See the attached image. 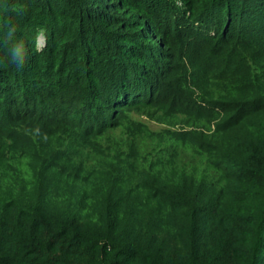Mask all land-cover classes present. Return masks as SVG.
Returning a JSON list of instances; mask_svg holds the SVG:
<instances>
[{"label": "trees", "instance_id": "obj_1", "mask_svg": "<svg viewBox=\"0 0 264 264\" xmlns=\"http://www.w3.org/2000/svg\"><path fill=\"white\" fill-rule=\"evenodd\" d=\"M6 4L0 264H264V0Z\"/></svg>", "mask_w": 264, "mask_h": 264}, {"label": "rangeland", "instance_id": "obj_2", "mask_svg": "<svg viewBox=\"0 0 264 264\" xmlns=\"http://www.w3.org/2000/svg\"><path fill=\"white\" fill-rule=\"evenodd\" d=\"M6 2H7V0H2V3H1V5H0V7H1V9H0V12H6V10H8V9H10V7L6 4ZM0 17H1V14H0ZM39 34V35H38ZM38 34H37V36H39L38 37V48L39 49H41L42 47H43V45H44V39H43V35H42V32L41 31H39L38 32ZM68 42V41H67ZM149 42H146V44H148ZM76 46H78V44H75ZM75 45H73V46H70L71 48H72V50L74 51V52H78L79 51V49H78V47H76ZM114 45H115V43H114ZM121 45H122V43H121ZM127 46V44L126 43H123V49L125 48ZM185 49H186V47H184ZM98 52V54L99 55H102V54H104V52H101V51H97ZM79 53V52H78ZM88 53H87V51H84V55H87ZM88 56H90V55H88ZM88 56H82L83 58H84V61H86L87 60V58H88ZM92 56H95V55H92ZM95 58V57H94ZM161 65V64H160ZM159 65V66H160ZM156 67L155 69H159L160 67ZM153 69H154V67H153ZM152 69V72L154 73V71L155 70H153ZM136 117L137 118H139V119H141V120H143L148 126H149V128L151 129V130H153L154 132H156V133H159V132H163L164 131V129L165 128H167L166 126H165V124L164 123H159V122H156V121H154V120H149L148 118H146L145 116H143V115H140V114H137L136 115ZM172 120V122L173 123H171L172 125V127L174 128V129H179L180 127H181V125H180V122H181V118H173V119H171ZM172 128V129H173ZM173 129V130H174ZM117 133H120V129H117V131H116ZM116 135V134H115ZM114 134H112V137H114L115 136ZM144 140H146V139H144ZM140 144V143H139ZM144 147H146V146H144L142 143H141V145H140V148L142 149V148H144ZM178 160H181L180 158L178 159Z\"/></svg>", "mask_w": 264, "mask_h": 264}, {"label": "clouds", "instance_id": "obj_3", "mask_svg": "<svg viewBox=\"0 0 264 264\" xmlns=\"http://www.w3.org/2000/svg\"><path fill=\"white\" fill-rule=\"evenodd\" d=\"M22 51H23V45L22 44H17L14 45L11 52H12V56L13 58H19L22 55Z\"/></svg>", "mask_w": 264, "mask_h": 264}]
</instances>
